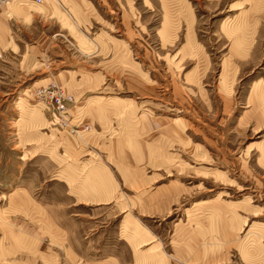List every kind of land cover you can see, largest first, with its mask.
Segmentation results:
<instances>
[{"label": "rangeland", "instance_id": "1", "mask_svg": "<svg viewBox=\"0 0 264 264\" xmlns=\"http://www.w3.org/2000/svg\"><path fill=\"white\" fill-rule=\"evenodd\" d=\"M16 5L0 264H264V0Z\"/></svg>", "mask_w": 264, "mask_h": 264}, {"label": "built area", "instance_id": "2", "mask_svg": "<svg viewBox=\"0 0 264 264\" xmlns=\"http://www.w3.org/2000/svg\"><path fill=\"white\" fill-rule=\"evenodd\" d=\"M21 1V0H0V12L2 8L9 2ZM26 1V0H25ZM33 4H41L43 0H29ZM34 98L37 102H40L43 105V109L50 112L52 116L63 117L66 114V100L71 101L70 95H64L60 89L56 90H47L40 89L34 93Z\"/></svg>", "mask_w": 264, "mask_h": 264}, {"label": "crops", "instance_id": "3", "mask_svg": "<svg viewBox=\"0 0 264 264\" xmlns=\"http://www.w3.org/2000/svg\"><path fill=\"white\" fill-rule=\"evenodd\" d=\"M68 1H70V0H68ZM18 6L16 5L15 7L6 8V5H5L2 8V11L0 12V49H1V47H4L6 45L8 46L9 43H11L10 40L13 42L14 36H11V27L13 26V20L12 19L14 17H16V16L17 17L21 16ZM53 11H52V9H49V10L46 11V13L47 12L49 14L55 13ZM24 16H26V15H24ZM28 17L29 18L31 17V19L33 18L32 15L29 14V13H28V16H26V18H28ZM208 261L209 260H204L203 263H206V264H212V263L219 264V263H221L220 261H222V258L219 261L216 258L211 259L210 262H208Z\"/></svg>", "mask_w": 264, "mask_h": 264}]
</instances>
